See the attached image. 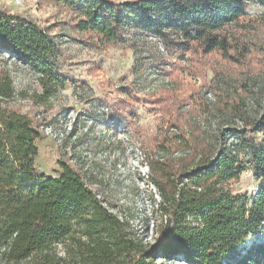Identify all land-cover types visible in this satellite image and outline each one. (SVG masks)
Returning a JSON list of instances; mask_svg holds the SVG:
<instances>
[{"label":"trees","instance_id":"obj_1","mask_svg":"<svg viewBox=\"0 0 264 264\" xmlns=\"http://www.w3.org/2000/svg\"><path fill=\"white\" fill-rule=\"evenodd\" d=\"M50 1L70 14L75 41L84 46L136 50L153 38L167 54L203 61L216 54L264 79V35L254 33L247 12L264 7V0ZM50 30L0 10V56L37 75L41 91L30 97L40 104L70 82L59 68L61 37ZM14 96L10 75L0 72V264L36 258L34 264H58L56 245L78 229L92 240L87 264H156L161 256L190 264H264V242L241 248L264 234V114L248 113L247 95L218 102L217 112L232 124L214 135L193 125L175 98H159L170 112L168 130L161 128L156 140L164 156L148 158L146 165L156 189L150 201L165 223L150 248L130 239L126 223L105 208L80 171L60 162L56 177L39 172L41 132L29 116L5 108ZM128 104L121 99L102 113L124 121ZM248 169L260 183L254 196L232 189Z\"/></svg>","mask_w":264,"mask_h":264},{"label":"rangeland","instance_id":"obj_2","mask_svg":"<svg viewBox=\"0 0 264 264\" xmlns=\"http://www.w3.org/2000/svg\"><path fill=\"white\" fill-rule=\"evenodd\" d=\"M0 10L32 20L61 37L59 68L70 82L47 104L30 97L41 91L37 75L12 57L0 56V72L10 75L15 88V96L5 102V108L29 116L41 132L36 159L39 172L56 177L60 162L80 171L105 208L126 223L128 236L138 245L154 246L165 223L150 201L156 189L148 181L146 165L148 158L164 156L157 151L156 140L161 128L168 130L170 112L159 98H175L191 123L207 135L232 124L231 118L216 110L227 96L234 100L244 93L248 113L253 117L264 114V79L243 73L216 54L206 61L192 55H170L153 38L136 50L87 47L75 41L70 14L50 0H0ZM247 12L257 30L254 33L263 36L264 7L250 6ZM121 99L129 103L127 117L110 121L102 113L104 106ZM259 185L248 169L232 189L254 196ZM262 242L264 234L258 233L241 248ZM91 243L84 229H78L56 245L54 260L58 264H87ZM156 264L190 263L183 257L161 256Z\"/></svg>","mask_w":264,"mask_h":264}]
</instances>
